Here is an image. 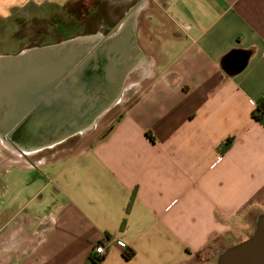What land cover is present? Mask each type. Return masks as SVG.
I'll return each instance as SVG.
<instances>
[{
  "label": "crops",
  "instance_id": "obj_1",
  "mask_svg": "<svg viewBox=\"0 0 264 264\" xmlns=\"http://www.w3.org/2000/svg\"><path fill=\"white\" fill-rule=\"evenodd\" d=\"M68 1L0 0V28L20 10ZM131 6L149 24L144 85L108 137L66 159L0 153V264H218L254 233L264 213V124L253 117L264 98V0Z\"/></svg>",
  "mask_w": 264,
  "mask_h": 264
},
{
  "label": "water",
  "instance_id": "obj_2",
  "mask_svg": "<svg viewBox=\"0 0 264 264\" xmlns=\"http://www.w3.org/2000/svg\"><path fill=\"white\" fill-rule=\"evenodd\" d=\"M144 59L135 12L107 36L79 34L0 54V136L38 151L90 129L121 99ZM218 264H264V213L254 233L225 248Z\"/></svg>",
  "mask_w": 264,
  "mask_h": 264
},
{
  "label": "rangeland",
  "instance_id": "obj_3",
  "mask_svg": "<svg viewBox=\"0 0 264 264\" xmlns=\"http://www.w3.org/2000/svg\"><path fill=\"white\" fill-rule=\"evenodd\" d=\"M92 1L89 2L90 5ZM107 2L111 4H115L117 8L110 7L109 9H105V13H100L102 11L95 10L92 15H96L98 19L97 24L95 25L94 33L103 34L105 36L116 31L117 27L121 24V22L132 13L133 8L131 3L133 0H100V3ZM118 4H117V3ZM99 3V2H98ZM121 4V6H120ZM57 4L50 3L44 6H40V8H30L28 13H23L21 10L15 15L14 13L9 16L8 23L6 24V28L1 27L0 30L2 34L0 35V52L12 54L18 52L19 50H24L26 48L32 47L33 45L41 43L42 41L47 43H53L52 41H62L61 39L73 37L78 32H74L71 30L68 24L65 22L68 17H64L61 14V9H58ZM64 5V4H61ZM60 5V6H61ZM119 6L121 7L119 9ZM121 11V12H120ZM104 12V10H103ZM120 12V14H119ZM119 15V18H118ZM118 18V19H117ZM64 19V22L59 23L57 26V20ZM115 23V24H114ZM138 24H139V42L141 47L144 45V34L145 30L148 27L147 18L145 12L142 10L138 16ZM81 23L77 28L80 33L84 34L86 29H80ZM57 27L62 28L65 33L64 38L63 35L60 34ZM55 31V37L57 38H43L42 30ZM62 33V32H61ZM86 34V33H85ZM91 34V33H87ZM40 46V45H37ZM149 57V56H148ZM145 59L142 65L133 70L129 77L127 78L123 90V94L121 99L117 101L109 110H107L103 115H101L96 123L90 129L83 131L70 137L54 146L47 147L38 151H26L29 155L28 158L31 160H43L44 158L47 160H55V159H66L71 155L85 149L89 146H92L95 142H97L101 136L108 130V128L115 122V120L125 111L126 107L137 98L139 93L142 91V85L144 82L138 83L143 79V71L142 67L145 65ZM11 139H4L0 136V153L6 152L8 156L15 157L11 152H16V149L11 144ZM18 168L12 167L11 170L15 174V170ZM4 170L0 163V175L3 176ZM29 178L33 177L32 173L27 174ZM249 235V233L247 234ZM247 236L248 238L251 236ZM246 238V239H248ZM244 241V240H243ZM224 245H217L215 247L214 253L219 254L223 249Z\"/></svg>",
  "mask_w": 264,
  "mask_h": 264
},
{
  "label": "trees",
  "instance_id": "obj_4",
  "mask_svg": "<svg viewBox=\"0 0 264 264\" xmlns=\"http://www.w3.org/2000/svg\"><path fill=\"white\" fill-rule=\"evenodd\" d=\"M90 1H92L91 2L92 5L89 4ZM98 2L100 3V0H69L64 5L60 6L59 4H57L56 6L58 9H61V12H62L61 14L64 15L63 18L68 17L67 20H65V22L68 24L70 29L74 30V32H78L77 34H82V33H80V31H78L79 29L74 28V27H77V24L79 25L80 23H82L83 20L86 19L87 17H89L90 15L97 13L94 11L97 8ZM100 13L104 14L105 10H104V12L102 11ZM61 22L63 23L64 19H62V21L57 20L56 25L59 26L58 24ZM93 28H87L85 33L86 34L87 33H94L95 31ZM57 29L59 30V32H63L62 28L57 27ZM69 38H70V36H69ZM45 44H50V43H45ZM45 44L38 43V44H36V46L37 45H45ZM135 101H136V99L133 100L126 107L125 111L115 120V122L108 128V130L101 136V138L99 140H102V139H105L108 137V135L114 130V128L116 127L118 122H120L121 119L124 117L127 109L130 108ZM253 117L255 118V120L264 124V98L263 97L258 99L256 107L253 110ZM233 143H234L233 137L228 138L225 142H223L220 146L222 152L227 151L232 146ZM124 225H125V221L123 222V226ZM129 254L130 255L133 254V251H131ZM91 261H92V264H100L102 261V258H100L98 256H92Z\"/></svg>",
  "mask_w": 264,
  "mask_h": 264
},
{
  "label": "flooded vegetation",
  "instance_id": "obj_5",
  "mask_svg": "<svg viewBox=\"0 0 264 264\" xmlns=\"http://www.w3.org/2000/svg\"><path fill=\"white\" fill-rule=\"evenodd\" d=\"M117 3V2H116ZM118 4V3H117ZM113 5H115V4H111V3H107V2H103V3H98L97 4V10H100V11H103V10H105V9H109L110 7H114ZM120 6H121V4H120ZM119 6V9L121 8ZM115 8H117V6L115 5ZM121 12V11H120ZM120 12H119V14H120ZM118 18H119V15H118ZM117 18V19H118ZM98 19L99 18H97L96 17V15H90L89 17H87L86 19H84L83 20V22L81 23V27H80V29H87V28H93V27H95V25L97 24V21H98ZM42 33H43V35H41L43 38L45 37V39L46 38H50V37H53V38H57V37H55L56 35H55V31H48L47 29L46 30H42ZM60 34H62L63 35V38H64V35H65V33L64 32H60ZM64 39H67V38H64ZM64 39H61V40H64ZM50 42V41H49ZM49 42H47V43H49ZM52 42H59V41H57V39L55 40V41H52ZM42 44H45V42H41ZM19 51H21V50H19ZM73 137V136H72ZM7 139H11L12 141H11V144L16 148V149H21L20 147H19V145L17 144V142H15L11 137H10V135L9 136H7L6 137Z\"/></svg>",
  "mask_w": 264,
  "mask_h": 264
},
{
  "label": "built area",
  "instance_id": "obj_6",
  "mask_svg": "<svg viewBox=\"0 0 264 264\" xmlns=\"http://www.w3.org/2000/svg\"><path fill=\"white\" fill-rule=\"evenodd\" d=\"M96 252L98 254H104L105 253V246L103 243H99L97 247L95 248Z\"/></svg>",
  "mask_w": 264,
  "mask_h": 264
}]
</instances>
